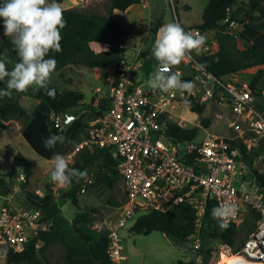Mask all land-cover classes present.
<instances>
[{"label":"trees","instance_id":"obj_1","mask_svg":"<svg viewBox=\"0 0 264 264\" xmlns=\"http://www.w3.org/2000/svg\"><path fill=\"white\" fill-rule=\"evenodd\" d=\"M141 1L112 0L109 11L110 13L114 10L126 11ZM237 1L209 0L202 15V22L194 26L204 31H214L219 35V41L216 51L203 55L199 61L218 78L256 66L262 67L263 69L258 70L250 83L253 92H258L261 95L262 91L257 89V84L264 74V0H244L235 8ZM57 2L61 3L62 0H57ZM241 11L245 14L242 31L239 34V38L245 43L243 49L238 47L237 37L226 32V25L223 23L228 17L238 21ZM63 15L67 24L62 30V51L59 53L50 52L47 57L56 59L55 72L74 65L107 68L108 70L120 68L126 56L119 46L125 44L129 37V32L124 27L110 17L82 13L76 9L63 10ZM2 24L3 21L0 19V30ZM161 24L162 19L152 25L154 34L157 33L158 26ZM4 52L12 62H18V57L9 38L0 42V53ZM152 59L157 63L154 57ZM4 87L5 82H0V88ZM48 87L55 89L54 97L47 95L43 89L37 92L29 89L28 96L40 103L34 110L31 121L24 124L22 135L33 151L44 160H51L54 153L62 155L74 153V162L69 167L81 171L87 170L88 180L82 179L78 183L73 180L64 194L78 206V195L84 188L86 192L91 193L96 192L100 187L114 189L122 176L117 170V162L108 148L100 147L97 144H85L89 139V125L83 121V118L80 117L66 123L71 120L69 112L82 105V101L85 100L84 93L77 90L60 91L51 82ZM16 94L13 92L10 98L0 99V129H7V123L11 119L27 118V112L19 103ZM187 105L192 112L200 116L206 109L205 104L197 101L193 96L188 98ZM108 106L109 101L105 100V103L100 107H90L95 110V118H97L103 115ZM52 113L61 118V122L67 126L65 129L62 127V123H56L51 116ZM202 124L207 126L208 119L203 118ZM198 133L199 128L186 129L167 121L164 138L167 141L192 140L199 135ZM50 135H63L66 138L65 142L57 143L51 151L46 150L42 146V139ZM234 144L242 147L246 157L245 161L250 165L253 164V157L264 150L263 147H259L257 150L247 153L244 141H234ZM12 167V171L8 175L0 174V193L8 194L10 192V183L5 177L13 179L18 176L17 169L23 170L25 179L24 182H21V186L27 197V205L41 210L43 214L41 221L47 224V228L34 235L22 252H15L9 248L6 253V264H45L46 261L48 262L45 248L57 243H62L64 246V264H119L110 255L111 231L99 230L93 226L99 213L97 208H78L75 217L68 220L57 212L54 204L57 184L46 182L44 184L46 194L41 197L28 190L29 180L34 169L33 164L19 154L14 158ZM253 171L264 185V175L257 169ZM112 204L120 206L116 203ZM214 206H217V203L214 200H209L202 224L203 240H219L223 245L232 247L234 253L238 252L244 243L239 246L235 245L238 223H229L226 229H222L217 220L211 216ZM253 215L258 221V215L255 212ZM196 219V210L193 206L182 202L172 207L171 210L152 209L139 216L132 225L131 232L137 235H149L154 231H160L169 240L181 244L195 232ZM252 232L254 230H249V235ZM39 242L41 245L38 247ZM211 252L207 251V254L209 255ZM227 261L230 260L222 257L218 264H224Z\"/></svg>","mask_w":264,"mask_h":264},{"label":"built area","instance_id":"obj_2","mask_svg":"<svg viewBox=\"0 0 264 264\" xmlns=\"http://www.w3.org/2000/svg\"><path fill=\"white\" fill-rule=\"evenodd\" d=\"M185 31H196L205 37L200 55L192 53V59L173 67L172 71L183 76V67L192 71L196 78L220 89L228 97L235 111L253 112L251 126L256 136L244 141L247 153L254 151L259 140H264V114L255 109V93L251 84L239 78L237 72L218 78L206 68L199 70V59L216 51L217 41L209 31L194 25H183ZM228 34L242 31L241 25L230 17L223 22ZM240 31V32H241ZM125 44L119 46L120 50ZM140 50L133 58H125L118 70H108L104 79L103 94L109 101L103 115L88 122L89 139L85 144H97L110 150L117 162V170L124 182L126 201L118 228L110 234V255L122 260L121 237L118 233L136 215L150 210H169L187 202L196 210V229L184 242L185 248L194 256L195 264L204 263L202 250V224L209 200L217 205L229 201L236 205V212L229 223L237 222L246 208L258 215V225L244 241L238 252L229 246L219 252L233 257V264H264V185L254 173L253 164L246 162L242 147L233 138L208 134L192 140H170L165 137L166 114L175 103L188 100L186 92L163 93L153 91L147 85L149 76L139 69ZM157 63L155 65L156 69ZM125 69H128L127 71ZM139 76H138V75ZM102 92V88L98 89ZM208 93L211 96L212 90ZM264 95V92H263ZM57 124L61 118L51 114ZM84 145V144H83ZM74 154V153H73ZM264 163V150L260 155ZM264 175L262 169H257ZM19 181L25 179L24 174ZM82 192H86L85 188ZM36 193L43 197L40 191ZM41 210L23 205L16 207L9 200L0 213V239L15 252H22L30 239L47 228L41 221ZM41 245L39 242L38 247ZM219 257V258H220ZM116 262V261H115ZM118 263V262H117Z\"/></svg>","mask_w":264,"mask_h":264},{"label":"rangeland","instance_id":"obj_3","mask_svg":"<svg viewBox=\"0 0 264 264\" xmlns=\"http://www.w3.org/2000/svg\"><path fill=\"white\" fill-rule=\"evenodd\" d=\"M244 0H238L235 3V8L238 7ZM112 0H62L61 7L63 10L76 9L82 13H94L100 16L110 17L115 20L120 26L124 27L129 32L128 40L125 42L126 48L123 50L127 58H133L140 50L139 69L143 73L150 76L155 71V61L152 59L151 49L154 44L155 36L152 32V25L162 19V24L177 22L178 20L183 25H199L202 22V15L209 0H142L141 3L131 6L126 11L114 10L109 11ZM59 3V2H58ZM244 12H240L238 23L243 27ZM3 28L0 30V42L7 38L2 35ZM158 31V30H157ZM241 30H237L234 35L237 37V45L240 49L245 47L244 41L239 38ZM218 42L219 35L213 33L211 35ZM225 40V39H224ZM144 43V44H143ZM8 67H12L14 62L7 58ZM178 67V66H177ZM260 66L241 71L239 78L245 82L251 83ZM184 81H191L195 87L189 93L188 97L193 96L197 101L205 104L206 109L202 116L192 112L187 100L175 103L169 107L166 114L168 122L176 123L183 128L192 129L199 128V139H203L208 134H217L228 138H233L235 141H246L250 137L256 136L252 130L251 122L255 117L253 112L239 113L230 104L228 97L220 89L215 88L211 84H206L196 78V75L188 68L183 67ZM108 73L107 68H90L83 65H74L64 68L59 72H54L51 77V83L60 91L77 90L85 95V100L82 105L69 112L71 120L83 118V121L88 124L89 121L95 118V110L91 109L100 107L105 103L103 94L104 79ZM138 75V74H137ZM139 76V75H138ZM102 88V92L98 89ZM212 90V95L208 93V89ZM257 89L262 91L260 95L255 93V109L258 113L264 114V74L260 78ZM16 94L19 103L25 108L27 118L11 119L8 121L7 129H0V174L8 175L12 171V163L16 156L21 154L33 164V174L29 180L28 190L36 193L40 191L43 195L46 194L44 184L51 182L50 172L52 170L51 160L40 158L33 149L28 145L22 135V128L27 121H31L34 110L39 105V101L26 95ZM74 117V118H73ZM208 119V125L202 124V119ZM65 129L67 126L61 122ZM264 140L260 139L258 147L264 148ZM262 145V146H261ZM260 151L256 157V168H263V160H260ZM74 154L64 155L68 160L69 165L74 162ZM18 176L13 179L5 177L10 183V192L8 194L0 193V213L4 205L11 200L16 207L27 204V197L22 188V180L19 181V176L23 174V170L17 169ZM25 176V175H24ZM67 188L57 184L55 191L54 204L58 213L62 214L68 220H72L78 208H97L99 213L94 221V228L109 231H115L118 228V223L124 213V204L126 196L124 192V182L122 179L116 183L114 189L100 187L96 192H82L78 195V206L65 196ZM112 203L119 204L115 206ZM172 208H170L171 210ZM140 215L134 216L127 224L118 230L122 239L120 251L124 257L122 260H117L119 264H195L194 256L185 248L184 242L177 244L169 240L165 234L160 231H154L149 235H137L131 232V227ZM238 230L236 238V246L241 245L249 236V230H256L257 220L253 212L246 208L237 221ZM204 263L216 264L219 257V252L224 251L223 245L219 240L207 239L203 240ZM230 247V246H229ZM231 252L234 253L233 248ZM9 247L0 239V264H6V253ZM207 251H212L207 254ZM45 254L48 259L45 264H64V246L62 243L50 245L45 248Z\"/></svg>","mask_w":264,"mask_h":264},{"label":"clouds","instance_id":"obj_4","mask_svg":"<svg viewBox=\"0 0 264 264\" xmlns=\"http://www.w3.org/2000/svg\"><path fill=\"white\" fill-rule=\"evenodd\" d=\"M0 19H2V35L10 39L18 62L8 68L6 52L0 53V99L11 97L13 92L26 94L29 89L37 92L41 89L54 97L55 89H49L52 74L57 68L54 58H47L50 52L62 51V30L67 21L63 15L61 4L57 0H0ZM205 44V37L196 31H185L177 22L163 24L157 31L151 54L157 61L153 74L147 85L154 92H191L195 87L191 81L181 79L179 72L173 67L191 60L192 53L200 55ZM206 65L198 64L203 70ZM126 71L128 69H125ZM63 135H50L42 139L46 150H53L57 143L65 142ZM51 182L68 188L73 180H88L87 170L69 167L66 157L54 153L51 157ZM236 212V205L229 201L214 206L211 211L222 229L228 227L230 218Z\"/></svg>","mask_w":264,"mask_h":264},{"label":"bare ground","instance_id":"obj_5","mask_svg":"<svg viewBox=\"0 0 264 264\" xmlns=\"http://www.w3.org/2000/svg\"><path fill=\"white\" fill-rule=\"evenodd\" d=\"M220 252H221V251H220ZM222 257H223V258H228V259L230 260V261H227V262L224 263V264H233V257L231 258V257L227 256L225 253L222 254V256L220 257V259H221ZM220 259H219V260H220ZM219 260H218V261H219ZM216 264H218V262H217Z\"/></svg>","mask_w":264,"mask_h":264},{"label":"crops","instance_id":"obj_6","mask_svg":"<svg viewBox=\"0 0 264 264\" xmlns=\"http://www.w3.org/2000/svg\"><path fill=\"white\" fill-rule=\"evenodd\" d=\"M129 9V8H128ZM188 25H191V24H188ZM213 33H215L214 31H209V33H208V38H209V36L211 37V35H213ZM144 44V43H143Z\"/></svg>","mask_w":264,"mask_h":264},{"label":"water","instance_id":"obj_7","mask_svg":"<svg viewBox=\"0 0 264 264\" xmlns=\"http://www.w3.org/2000/svg\"><path fill=\"white\" fill-rule=\"evenodd\" d=\"M26 94H27V93H26ZM26 94H23V93H22V94H20L19 96H21V95H26ZM73 118H74V117H73Z\"/></svg>","mask_w":264,"mask_h":264}]
</instances>
